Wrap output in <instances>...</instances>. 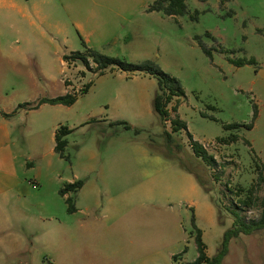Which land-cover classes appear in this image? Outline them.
Wrapping results in <instances>:
<instances>
[{"label":"rangeland","instance_id":"obj_1","mask_svg":"<svg viewBox=\"0 0 264 264\" xmlns=\"http://www.w3.org/2000/svg\"><path fill=\"white\" fill-rule=\"evenodd\" d=\"M132 1L19 0L24 16L0 8V264H185L196 256L193 214L209 256L232 224V209L245 221L258 218L264 0H185L189 13L176 17L148 11L153 0ZM83 43L127 62L151 61L176 78L184 95L169 103V117L186 123L214 164L194 155L185 129L162 123L152 106L153 76L116 67L97 74L91 60L89 67L64 60ZM88 82L71 105L39 103ZM230 123L252 127L226 130ZM60 125L72 129L68 158L54 151ZM232 133L235 141L218 139ZM73 176L84 183L67 193L77 208L68 212L58 190ZM3 181H21L31 192L4 194ZM21 203L30 216L5 220L3 209ZM222 264H264V228L231 238Z\"/></svg>","mask_w":264,"mask_h":264},{"label":"trees","instance_id":"obj_2","mask_svg":"<svg viewBox=\"0 0 264 264\" xmlns=\"http://www.w3.org/2000/svg\"><path fill=\"white\" fill-rule=\"evenodd\" d=\"M147 10L158 11L166 16H171V17L174 16L176 17L189 13L185 0H153L148 5ZM196 12L197 11H195L194 14L191 16L194 19L196 18L195 17ZM198 43L203 52H205L208 55L211 54L210 47H207L201 40H198ZM63 58L67 62L80 61L86 67H89V61L91 60L95 64L93 71L96 72L97 74H103L105 69L107 68L116 67L117 69L128 73H136L138 71H141L149 74L150 76H153L157 82V91L153 97L152 106H153V110L159 115L162 123L165 124V122L169 120L172 132L185 129L189 140V146L192 152L194 153V155L200 158L206 166H212L214 164L213 156L208 154L205 148L203 147V145L192 137L191 133L187 130L186 123L183 120H181L178 117V115L173 118L169 117L170 116L168 109L169 103L172 101V99L179 100L176 98H179L180 96L184 95V91L179 81L176 78L164 72L162 69H160L157 65H155L151 61H145L141 63H131L123 59H120L118 57L103 54L86 45H84L83 51H72L70 52L69 55H64ZM234 63L237 65L251 64L254 63V60L239 59L234 61ZM90 85L91 82L84 84L83 87L79 90V92H72V93L67 92L63 95H59L52 98H42L40 99L39 103L45 102L50 104L71 105L76 101L79 94H84L88 91ZM26 104L27 103L18 104V107H24ZM35 107H37V105L32 106L31 108H35ZM171 109L175 112L177 110V105L176 104L172 105ZM255 117H256V112L254 111L253 119ZM109 124H122L124 128L127 129L130 128V125L125 121H114V122H110ZM223 127L226 130L238 129L240 127H246L249 129L252 127V123H248V124L230 123V124H224ZM71 131H72L71 128L65 125H60L58 128H56L54 132V142H55L54 151L60 157L68 158V156L64 153L67 144V140L65 137ZM169 135L170 134L167 133L168 138ZM237 137H238L237 134L232 133L227 137H219L218 139L223 143H230L232 141H235ZM258 178L261 181H264V177L261 172L259 173ZM199 181L206 190L209 189V187L203 182L201 178L199 179ZM81 185H82L81 179H77L72 182H67L62 187L59 188L58 193L62 196L69 192L75 194L79 190ZM252 194L253 193H251V191L249 190L248 194L241 201L243 205L249 206L254 199L255 204L259 209L258 218L245 221L243 217L240 215L239 211L232 209L231 210V213L233 214L232 224L229 228H227L224 231L220 247L217 250V252L212 256H209L207 254L206 251L207 246L202 239V230L199 227H197L195 223V215L194 214L192 215L191 221L194 228L193 233H194V243L196 248V256L192 261L186 262L185 264H222V260L224 259V257L228 252V243L231 238H235L241 233L250 234L253 231L264 228V195L260 198L253 197L252 199ZM65 202L67 204L68 212L75 211L76 208L74 206V200L72 196L67 195L65 197ZM185 250L186 249H184L182 252H184ZM172 257L174 260H176L178 255L176 254L173 255Z\"/></svg>","mask_w":264,"mask_h":264},{"label":"crops","instance_id":"obj_3","mask_svg":"<svg viewBox=\"0 0 264 264\" xmlns=\"http://www.w3.org/2000/svg\"><path fill=\"white\" fill-rule=\"evenodd\" d=\"M135 1L136 0H134L132 2H135ZM0 8L14 10L16 12V14H20L21 16H24L27 14L26 6L24 4H22L21 2H19V0H0ZM32 10H33V13L37 11L36 9H34V7L32 8ZM86 41L89 42L88 40H86ZM9 115L10 114L6 113L5 119H8ZM15 178H16V176H15ZM75 178H76L75 176H73V178H69L68 182L74 181ZM35 179H32V180H35ZM75 180H77V179H75ZM35 181L38 182L37 179ZM83 183L84 182L82 181V184ZM29 184H30V181H29ZM23 185H24V183L21 181H15L12 185H7V182L3 181L2 192L5 194V193H10L12 191V192H15L16 194H18V196L25 197V195H27L31 192V189H29L28 187L25 188ZM66 196H67V194L63 195V197H66ZM8 207L9 208H4L3 210L6 211V209H7V211H9L5 215V220H7V221L9 220V222H12V223L21 222L22 220H25V218L30 216V215H27L30 212V208L23 203H21L19 205L14 204L12 207H10V206H8ZM75 210H77V208ZM48 216H49V219L54 218V215H52V214H49ZM15 234L21 235L20 233H18V231H15Z\"/></svg>","mask_w":264,"mask_h":264},{"label":"built area","instance_id":"obj_4","mask_svg":"<svg viewBox=\"0 0 264 264\" xmlns=\"http://www.w3.org/2000/svg\"><path fill=\"white\" fill-rule=\"evenodd\" d=\"M30 184H31V186H32L33 188L37 187V183H36L35 180H31V181H30Z\"/></svg>","mask_w":264,"mask_h":264}]
</instances>
